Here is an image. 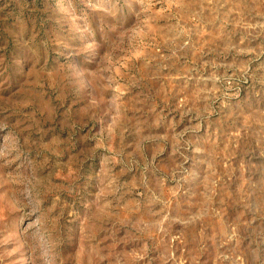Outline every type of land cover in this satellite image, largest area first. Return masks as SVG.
Instances as JSON below:
<instances>
[{"label": "rangeland", "instance_id": "374dc122", "mask_svg": "<svg viewBox=\"0 0 264 264\" xmlns=\"http://www.w3.org/2000/svg\"><path fill=\"white\" fill-rule=\"evenodd\" d=\"M0 264H264V0H0Z\"/></svg>", "mask_w": 264, "mask_h": 264}]
</instances>
